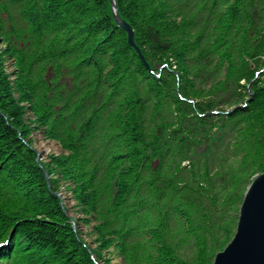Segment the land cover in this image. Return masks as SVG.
<instances>
[{
  "label": "trees",
  "instance_id": "obj_1",
  "mask_svg": "<svg viewBox=\"0 0 264 264\" xmlns=\"http://www.w3.org/2000/svg\"><path fill=\"white\" fill-rule=\"evenodd\" d=\"M116 3L150 68L111 0H0V264H212L264 172V0Z\"/></svg>",
  "mask_w": 264,
  "mask_h": 264
},
{
  "label": "water",
  "instance_id": "obj_2",
  "mask_svg": "<svg viewBox=\"0 0 264 264\" xmlns=\"http://www.w3.org/2000/svg\"><path fill=\"white\" fill-rule=\"evenodd\" d=\"M111 4L116 22L128 34L129 45L136 49L149 68L135 42L134 29L120 17L116 0H111ZM47 178L49 180L48 176ZM73 227L76 230V226ZM212 264H264V172L255 175L248 185L239 208L235 234L225 248L216 253Z\"/></svg>",
  "mask_w": 264,
  "mask_h": 264
},
{
  "label": "rangeland",
  "instance_id": "obj_3",
  "mask_svg": "<svg viewBox=\"0 0 264 264\" xmlns=\"http://www.w3.org/2000/svg\"><path fill=\"white\" fill-rule=\"evenodd\" d=\"M3 46L4 45L0 44V47H3ZM10 63L11 61H9L7 65L9 67V71L13 70L12 66L9 65ZM33 138L35 141L34 145L39 152V157L43 160L47 159V157L51 154H54V153L60 154L63 152L60 143H58L57 141L51 140V139H47L41 130L34 132ZM61 190H62L61 198L64 201V204L68 207L70 215H72L75 219L82 217V215L79 214L76 210V206H75L76 202L73 198L72 192L67 190L66 187H63ZM77 223L81 229V232L83 233V237L85 238V240L88 243L92 244L91 246L95 247V243H93L94 237L92 235V231H91L92 229L84 225L80 220H77ZM188 252L189 251L185 248L181 250V254L184 255L185 257L190 256V253ZM107 257L113 258V261H112L113 264H124L123 259L115 255L113 251L111 255L108 253Z\"/></svg>",
  "mask_w": 264,
  "mask_h": 264
},
{
  "label": "bare ground",
  "instance_id": "obj_4",
  "mask_svg": "<svg viewBox=\"0 0 264 264\" xmlns=\"http://www.w3.org/2000/svg\"><path fill=\"white\" fill-rule=\"evenodd\" d=\"M171 179H172V177H171ZM64 208L66 209V206H64ZM68 214L70 215V212H68ZM71 216V215H70Z\"/></svg>",
  "mask_w": 264,
  "mask_h": 264
}]
</instances>
